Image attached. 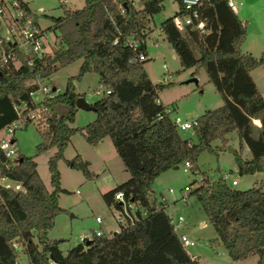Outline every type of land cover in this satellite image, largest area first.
I'll list each match as a JSON object with an SVG mask.
<instances>
[{
	"label": "trees",
	"instance_id": "16d2710c",
	"mask_svg": "<svg viewBox=\"0 0 264 264\" xmlns=\"http://www.w3.org/2000/svg\"><path fill=\"white\" fill-rule=\"evenodd\" d=\"M6 1L0 0L1 15ZM20 7L32 15L27 3H20ZM160 9L161 0H84L82 8L63 9L61 15L50 17L51 25L46 29L56 32L51 52L41 53L28 65L13 50L16 68L0 69L1 129L16 117L13 102H29L27 92L35 87V78L48 81L59 68L80 61L76 74L66 78L63 91L43 102L47 108L44 121L36 124L39 141L35 153L55 149L47 160L51 190L44 187L32 156L18 154L15 164L5 172L20 183L22 191L0 187V264H15V246L28 264H197L180 245L168 214L157 204L151 190L154 179L183 160H188L189 171L197 174L196 159L203 151L214 155L231 152L239 174L264 173V97L250 75L263 59L241 51L245 25L227 0L203 1L199 13L205 19L204 32L187 28L179 33L172 17L159 23L158 30L180 67L202 68L222 97L221 106L195 117L192 131L196 141L192 142L182 138L168 118L156 119L164 107L157 94L171 83H152L142 66L150 33L146 23ZM2 28L0 22V49L7 50L9 43L4 42ZM126 39L135 43L134 49ZM138 53L145 59L129 63L128 59ZM86 72H93L97 84L109 93L90 103L95 115L91 121L73 127L78 110L75 99L82 94L74 91L72 82ZM232 131L239 138V150L228 144L226 135ZM75 132L90 146L105 136L110 139L128 178L104 192L102 200L107 207H118L113 194L121 192L136 206L137 219L119 227L115 234L75 243L63 254L58 241L50 240L47 233L55 216L64 211L57 202L61 189L56 161ZM216 140L220 145H213ZM242 144L249 149L250 159L242 157ZM68 164L84 177L91 176L88 162L79 155ZM184 187L232 260L257 254V264H264L262 184L238 190L221 177L209 181L201 176Z\"/></svg>",
	"mask_w": 264,
	"mask_h": 264
},
{
	"label": "rangeland",
	"instance_id": "374dc122",
	"mask_svg": "<svg viewBox=\"0 0 264 264\" xmlns=\"http://www.w3.org/2000/svg\"><path fill=\"white\" fill-rule=\"evenodd\" d=\"M27 4L37 26L45 31V51L49 53L53 49L56 34L46 29L51 25L50 17L61 15L63 9L78 10L83 7L84 0H68L64 5L60 4L59 0H32ZM263 4L264 0H242V4H238L236 9L240 20L243 22L247 20L246 37L241 45V51L250 53L258 59H264ZM135 5H137L136 2ZM177 9L175 0H161L160 11L152 15L146 23L150 33L145 40L146 60L142 66L152 83H171L158 92L157 101L164 106L172 105L174 114L182 120L190 121L207 109L221 106L223 101L220 94L207 81L202 68L182 69L180 67L175 53L159 32V23L173 17ZM4 33L5 30L2 28V34ZM156 40L160 42L158 47L153 45ZM79 63L80 61L76 60L59 68L49 76L48 81L43 82L56 87L61 93L66 78L76 74ZM162 64L167 66L166 69L162 68ZM258 71H264V65L258 66L253 75L256 76ZM72 84L74 91L82 94L85 102L91 103L98 98L94 94L97 76L93 72L84 73L78 80H73ZM260 89L264 90V85L260 84ZM94 116L91 110L78 109L71 126L81 127L91 121ZM253 124L258 126L254 121ZM38 129L33 123L20 125L13 135L15 150L17 154L33 157L36 172L44 187L50 191L47 160L55 149L52 147L39 154L35 153V145L39 141ZM177 132L182 138H188L192 142L196 141L192 129L177 130ZM226 138L232 148L236 150L241 148L235 131L228 133ZM101 140L90 146L85 143L80 132H75L63 149L62 157L56 161L61 189L57 195V202L64 211L55 216L47 237L58 241V248L63 254L69 247L80 242L81 233L90 237L91 228L95 227V216L102 218L100 229H103L106 236L119 229L111 216V209L105 205L101 195L113 188L114 184L126 180L128 173L110 139L105 136ZM213 145H220V141H214ZM241 151L244 159L251 158V153L245 144H242ZM75 155H79L81 159L88 162L87 168L91 173L89 178L84 177L80 170L69 166L68 160ZM196 166L198 173L193 174L189 168L184 172L182 165L178 164L177 168L161 172L151 184V190L155 194L157 203L163 202L168 216L174 219L177 216L183 218L182 223L175 230L176 235L184 234L195 241L193 246L185 248L186 252L195 259L197 264H257V254L237 261L232 260L217 240L216 232L194 196L186 194L182 198L181 190L194 178L198 181V178L203 176L213 181L222 177L224 173L229 174L230 180H237V185L231 186L232 188L246 190L262 184L264 189V173L239 174L234 156L228 151L219 152L218 155L203 151L196 159ZM168 188L172 190L171 193L167 192ZM15 264H28L25 255L20 250L16 251Z\"/></svg>",
	"mask_w": 264,
	"mask_h": 264
},
{
	"label": "built area",
	"instance_id": "2783aa9c",
	"mask_svg": "<svg viewBox=\"0 0 264 264\" xmlns=\"http://www.w3.org/2000/svg\"><path fill=\"white\" fill-rule=\"evenodd\" d=\"M32 0H7L6 7L2 8V14H0V22L5 30L2 35L4 42L9 43L7 50L0 49V69L3 68L7 71H12L17 66L13 50H17L24 58L25 62L29 65L33 58L39 56L45 52V31L40 29L34 17L27 14L20 7V3H28ZM179 6L176 14L172 17V24L176 31L183 33L187 28L194 29L197 32H204L205 19L200 16L199 8L202 7L204 0H178ZM60 4L64 5L68 0H59ZM242 4V0H227V5L233 9H237V5ZM126 43L132 48H135V43L130 39H126ZM155 47L160 45V42L156 40L153 44ZM145 59L143 53H138L128 59L129 63L135 61H141ZM166 65L162 64V68L166 69ZM33 83L35 87L27 92L29 102L18 101L12 103L13 111L16 115L15 119L4 125L0 129V154L2 160H0V187L4 189H10L13 191H22V186L16 180H13L6 176L5 172L8 171L18 158V154L15 150V138L14 131L25 125L26 123L39 124L44 121V115L47 108L43 105V102L58 94V89L43 80L35 78ZM109 90L102 87L101 84H97L94 94L96 96L106 95ZM168 118L176 130H188L192 129L195 125V118L190 121L182 120L179 116L174 114V107L172 105H166L162 108V111L157 114L156 119ZM184 172L190 167L188 160L180 162ZM229 185L235 186L237 184L236 179H229V174L224 173L221 177ZM200 179V177L198 178ZM182 198L186 195L188 188L183 187ZM167 192L171 193L170 188ZM161 200L164 199L161 197ZM113 201L117 202L118 207L109 205L111 209V216L115 223L119 227L133 224L136 219V206L123 198L121 192L113 194ZM165 210L163 202L157 203ZM182 216H177L175 219L169 216V223L172 226L173 231L182 223ZM96 225H100L102 218L99 216L94 217ZM103 231L100 227L91 229V236L103 235ZM111 235V234H109ZM89 237V238H90ZM180 245L185 249L195 244V241L190 239L184 234L177 235ZM80 241L86 240V237L79 238ZM15 246V245H14ZM15 251L18 248L15 246Z\"/></svg>",
	"mask_w": 264,
	"mask_h": 264
},
{
	"label": "crops",
	"instance_id": "0c3cea01",
	"mask_svg": "<svg viewBox=\"0 0 264 264\" xmlns=\"http://www.w3.org/2000/svg\"><path fill=\"white\" fill-rule=\"evenodd\" d=\"M263 6H264V4H263ZM234 12L237 14V16H238V13H237V10H234ZM248 17H250V16H248ZM240 19V18H239ZM242 23L245 25V28H246V24H247V20H245V22H243L242 21ZM261 65H264V59H263V63L261 64ZM261 65H259V66H261ZM257 68V67H256ZM256 68H254L253 70H251L250 71V75H251V77H252V79L254 80V82H255V84H256V86H257V88H258V90L260 91V93L263 95V97H264V90H261L260 89V84L261 85H264V71H258L257 73H256V76H254L253 74V72H254V70H256ZM255 121H257V122H259V124H260V121L259 120H255ZM254 121V122H255ZM259 126V125H258ZM100 142H102V140L100 141ZM115 185H117V184H114L112 187H114ZM237 185V184H236ZM155 195V194H154ZM101 225V224H100ZM100 225H96L95 224V227L94 228H96L97 226L98 227H101ZM91 229H93V228H91ZM102 231H103V229H102ZM103 233H104V231H103ZM105 234V233H104ZM82 236H87V235H85L84 233H81L80 234V236L79 237H82ZM89 239V237L87 236L86 237V240H88Z\"/></svg>",
	"mask_w": 264,
	"mask_h": 264
},
{
	"label": "water",
	"instance_id": "95a60500",
	"mask_svg": "<svg viewBox=\"0 0 264 264\" xmlns=\"http://www.w3.org/2000/svg\"><path fill=\"white\" fill-rule=\"evenodd\" d=\"M75 106L78 108V109H81V110H84V111H89L93 109L92 105L90 103H87L85 102V100L78 96L76 99H75ZM2 155L0 154V160H2ZM173 168H177V166H174ZM116 232H113L112 234H115Z\"/></svg>",
	"mask_w": 264,
	"mask_h": 264
}]
</instances>
